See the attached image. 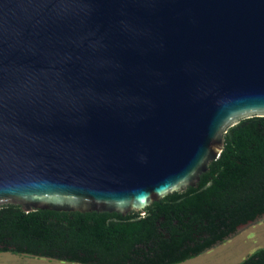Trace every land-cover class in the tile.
<instances>
[{"label":"water","instance_id":"water-1","mask_svg":"<svg viewBox=\"0 0 264 264\" xmlns=\"http://www.w3.org/2000/svg\"><path fill=\"white\" fill-rule=\"evenodd\" d=\"M254 117L264 0H0V207L145 214Z\"/></svg>","mask_w":264,"mask_h":264},{"label":"trees","instance_id":"trees-1","mask_svg":"<svg viewBox=\"0 0 264 264\" xmlns=\"http://www.w3.org/2000/svg\"><path fill=\"white\" fill-rule=\"evenodd\" d=\"M264 215V117L229 128L198 187L145 214L0 207V253L77 264H181L224 244ZM237 264H264V247Z\"/></svg>","mask_w":264,"mask_h":264},{"label":"rangeland","instance_id":"rangeland-1","mask_svg":"<svg viewBox=\"0 0 264 264\" xmlns=\"http://www.w3.org/2000/svg\"><path fill=\"white\" fill-rule=\"evenodd\" d=\"M264 247V221L250 226L233 238L181 264H237ZM0 264H77L27 255L0 253Z\"/></svg>","mask_w":264,"mask_h":264}]
</instances>
